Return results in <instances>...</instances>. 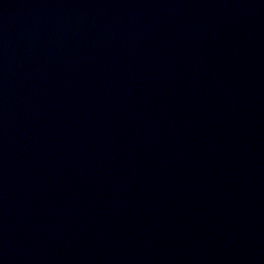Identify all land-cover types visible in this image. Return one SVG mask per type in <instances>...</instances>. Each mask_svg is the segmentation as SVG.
<instances>
[{
    "label": "water",
    "instance_id": "95a60500",
    "mask_svg": "<svg viewBox=\"0 0 264 264\" xmlns=\"http://www.w3.org/2000/svg\"><path fill=\"white\" fill-rule=\"evenodd\" d=\"M0 264H264V0H0Z\"/></svg>",
    "mask_w": 264,
    "mask_h": 264
}]
</instances>
